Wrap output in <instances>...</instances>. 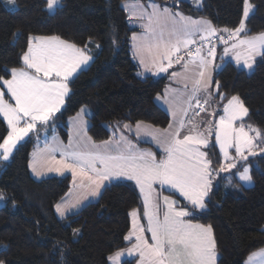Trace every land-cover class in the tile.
Wrapping results in <instances>:
<instances>
[{
  "label": "trees",
  "instance_id": "16d2710c",
  "mask_svg": "<svg viewBox=\"0 0 264 264\" xmlns=\"http://www.w3.org/2000/svg\"><path fill=\"white\" fill-rule=\"evenodd\" d=\"M122 1L61 0L50 13L45 9L47 0H14L15 8L6 7L0 0V76L7 79L10 72L6 74L5 68L22 66L21 55L32 35L59 36L86 46L92 56L88 67L72 78L60 112L47 126H38L35 133L20 142L9 160L0 158L3 264H108V254L129 244L124 239L130 227L129 212L141 205L137 187L131 181L107 183L94 201L60 219L54 206L70 188L71 178L50 175L35 179L28 169L37 134L46 129L49 133L55 126L66 140V120L82 106L91 110L87 133L97 142L111 135L109 127L113 124L142 121L155 127L168 125L170 118L154 101L167 85L168 75H137L130 52L134 28L129 26ZM156 1L186 15L205 17L217 29H233L242 18L243 0H202L198 8L188 0ZM249 2L254 8L246 20L247 32L264 31V0ZM212 77L219 82L220 93L227 98L238 95L244 102L249 112L242 122L264 132V56L256 57L251 72L229 60L222 62ZM212 89L214 99L209 109L213 111L216 106L220 113L226 99L221 101L216 95L215 83ZM5 130L6 123L0 117V134ZM213 139L204 150L218 167L221 158ZM247 162L253 184L241 186L236 169L221 172L206 200V209L197 211L193 218L211 225L217 264H243L247 254L264 247V153L249 156ZM120 264H134V260L123 259Z\"/></svg>",
  "mask_w": 264,
  "mask_h": 264
},
{
  "label": "snow or ice",
  "instance_id": "6c2138e0",
  "mask_svg": "<svg viewBox=\"0 0 264 264\" xmlns=\"http://www.w3.org/2000/svg\"><path fill=\"white\" fill-rule=\"evenodd\" d=\"M57 2L47 0V8L52 9ZM132 7L139 9V18L144 21L140 25L143 32L131 37L134 58H139L145 69L151 65L157 73H167L174 64L181 65L183 73L173 72L172 77L183 75L191 82L186 107L180 110L178 120L173 111V123L168 128L136 122V135L144 132L152 137L164 156L158 160L156 154L141 150L123 133L118 139L96 143L87 135L86 122L81 119L86 109H81L72 118L75 128L68 144L55 136L51 141L46 139L44 148L33 152L30 166L37 176L44 170L61 174L70 171L74 187L84 190L75 204L56 205L61 217L70 207L78 206L81 199L97 196L106 181L118 177L135 181L143 197V212L142 215L139 209L130 212L131 228L124 239L131 247L110 256L113 264H118L125 252L129 256L138 253L139 264H216L217 245L211 225L192 220L197 210L206 209L215 176L236 169L240 180H252L246 166L248 155H255L254 150L264 144V132L242 122L249 110L238 95L227 98L219 92L220 84L212 77L221 67L215 64L217 51L213 41L223 44L221 60L231 54L237 64L242 61L245 68L252 69L256 57L264 56V32L246 35V20L254 7L249 0H243L242 18L233 29H217L207 19H193L155 0L147 6ZM87 52L86 46L78 47L59 36H29L21 55L22 66L5 68L6 74L10 72L9 79L0 76V116L6 122L5 133L0 134V158L7 160L29 133L37 131L38 126H47L60 112L74 74L91 60ZM213 83L220 100H227L222 105V114L208 111ZM6 94H10L9 100L14 103L4 98ZM168 94L165 89L164 95ZM201 113L211 118L197 119ZM123 128L133 130L127 123ZM213 135L222 156L218 167H214L208 152L202 150ZM230 149L235 150V155L230 154ZM260 150L264 152V148ZM157 182L178 191L187 204L178 205L176 200L163 196L161 205L153 187ZM3 198L0 193V199ZM141 219H146V224ZM145 233L151 234V242ZM245 264H264V248L249 255Z\"/></svg>",
  "mask_w": 264,
  "mask_h": 264
},
{
  "label": "crops",
  "instance_id": "0c3cea01",
  "mask_svg": "<svg viewBox=\"0 0 264 264\" xmlns=\"http://www.w3.org/2000/svg\"><path fill=\"white\" fill-rule=\"evenodd\" d=\"M188 1L192 5H194L195 7L197 5H199L198 7H200L202 5L201 4L202 3V0H199L198 3L197 2L193 3V2H191V0H188ZM149 3L150 2H142V0H124V1L121 2V6H122V8H124V10L126 12V15L128 14L127 19L129 18L128 19L129 26H130V23H131L130 20H132V22H133V25L130 26V27H133L134 28L133 31H132V33H131V35H130V52H131L132 60H134V63L137 64V75H139L142 78L145 77V76H147V75H149V76H151L153 78H155L156 76L159 77V76L168 75L167 76V83H166L167 85L164 87V89L160 93H158L156 95V97L154 99L155 104L158 105L159 107H161L167 113L168 117L170 118L168 125L165 126V127H155V126H153L152 124H150L148 122L147 123L146 122H142V121H139V122H142L145 125H151L153 128L166 129V128H168V126H169L170 123H173V119H174L173 118V115H172L173 111H175L177 113V117H176L177 120L182 115V112L180 110L183 107H186L187 91H190V89H191V82H190V80H185L183 78V75L177 76L176 78H173L172 77V73L173 72L181 73V74L183 73V69H182V66L181 65H175L174 64L173 67L170 68L167 73H157L155 71V69L151 67V65H149V68L148 69H145L143 66H141L139 64V58H134V56H133V44H132L131 37H132V35L134 33L135 34H140V33L143 32V29L140 27V25L144 21L140 20V18H139V9L138 8L134 9L132 6L134 4H139V5L147 6ZM125 5H127L128 7H125ZM167 7L171 8L170 6H167ZM198 7H196V8H198ZM133 11H135L137 14L136 15H133L132 14ZM149 11H150V9H149ZM176 11H180V10H176ZM184 15H186V14H184ZM186 16H190L193 19H207V18L201 17V16L194 17V16H191L189 14H187ZM221 47L222 46L216 47L217 54H220L221 53V49H222ZM229 61H231V60H229ZM222 62H224V61L223 60H219L218 58H216V60H215V64H218L220 66L222 65ZM9 78H10V76H9ZM9 78H7V79H9ZM0 83H2V82H0ZM185 84H187V90L185 89ZM165 89H168L169 90L168 96H165L164 95ZM158 96L160 97L159 99H158ZM213 99H214V95H212L211 102H210V104L208 106V111L209 112H212V111H210L209 107L212 106L211 104H212ZM165 100H168V103H165ZM226 102H227V100L224 101V103H226ZM224 103H222V104H224ZM170 105H171V107H170ZM216 108L217 107L214 106L213 107V110H216ZM81 109H86V111L84 113H82L81 119L84 122H86V125H87L86 131H87V128H88V125H89V122L87 121V117L90 114L91 110H89L86 106H82V107L79 108V110H78L79 112H77V113H80L81 112ZM219 110H220V114H222V106H221V108ZM77 113L75 115H72V116L68 117V119L66 120V123H67V127H66L67 138H66V140H64L62 138L61 134L58 133V131L56 130V127L55 126H51L50 127L51 131L49 133H47V129L46 130L44 129L45 131L44 132H41L40 134L38 133L37 134L38 135L37 137H39V140H37L38 141V143H37L38 145L36 144L37 146L35 145L32 148V151L30 152V156H29V161H28V169H30V173H31L32 177L35 178V179H37V178H45V177H48L50 175H52V176H58V177L59 176H68L69 178H71L70 188L60 198V200H58V202L54 206V213H56L57 217L60 218V219L61 218H64V217L66 218L67 216L72 215V213H75L76 211H78L79 209H81L83 207V205H85L86 203L91 202V201H94V199H96L98 197V195L101 193V191L104 189L105 185L107 183H109V181H106L105 182V185L101 188V191H100V193L97 196H91V195H89L87 197V199H81V202H80V204L78 206L70 207L66 211L64 217H61L59 215V213H57V211H56V205L58 203H66L69 206L75 204L76 200L80 199L83 196L84 190L83 189H80L78 187H74V185H73V179H72V175H71V172L70 171H65L63 174H61V173H57V172H54V171H51L50 172V171L44 170L43 171V174L42 175H39V176H37L32 171V168L30 166V164L32 162V159H33L32 154H33L34 151H39V150H42L44 148V146H45V140L46 139L48 141H51L52 138H53V136H55V137L58 138L59 141H62L65 145L68 144L69 135L74 131V128H75V124H74V121H73L72 118L76 117L77 116ZM210 118L211 117L208 116L207 114L201 113L200 114V117H198L197 119H210ZM217 119H218V117H217ZM124 124H126V123H124ZM131 125L133 126V130L131 132H129L127 129H124L123 128V125L113 124V126L109 127V131L111 132V135L107 139H103V141L108 140L110 138H116V139H118L119 138V135L121 133H123L128 139H130L134 144H136L138 146V148H140L141 150L151 151L154 154H156V157H157L158 160L161 159L164 156V153H163L162 149H160L158 147V145L155 143V141L152 139V137L148 136L144 132H141V134L139 136H137L136 133H135V125H136V122H135V124H131ZM237 126H239L238 123H237ZM113 130H116L115 131V137H113ZM87 135L89 136L88 133H87ZM212 138H214L213 140L215 141V137L213 136ZM95 142L96 143H100L102 141H98V142L95 141ZM143 144H145V145H143ZM214 144L216 145L217 149H219V146L215 142H214ZM202 150L203 151H206V150H204V148H202ZM230 154L231 155H235V150L234 149H230ZM219 155H220V158L222 159V156L220 154V150H219ZM57 159H59V155L58 154H57ZM218 176H220V174ZM218 176H215L214 177L213 184L214 183H217L216 180H217ZM236 178H237V181L239 182V184L241 186H244L245 185L240 180V178H239L238 175L236 176ZM116 181H131L135 185V187H137L138 195L141 198V205H140V207L138 209L140 210L141 215H142V212H143V197H142V194L139 191V187L136 185L135 181L130 180L127 177H118V178H114L110 182H116ZM247 183H250V182H246V184ZM213 184H212V187H213ZM153 187L155 189V194H158L159 197H160V201L159 202L161 203V205L163 204V196H169L171 199L176 200L178 205H183V203H187V201L184 200V198L179 194L178 191H176L175 189H172L171 187H169L167 185L161 186L157 182L156 184H154ZM235 189L238 191L239 188H236L235 187ZM177 198H179L181 200V202H179V200ZM197 211H199V210H197ZM130 212H129V214H130ZM131 220H132V218L129 215V221H130L129 230L131 228ZM141 221H143L146 224V219H141ZM192 222L193 223H198V224H202V225L208 226V224L206 225V224H203V223H199L197 221H194V220H192ZM129 230L127 231V233L129 232ZM212 233H213V230H212ZM146 234H147V237L149 238V242H150L151 241L150 240L151 234L150 233H146ZM127 243H129V242H127ZM130 246H131V244L129 243L128 246H126V247L124 246V247L119 248L118 250L110 253L111 255L108 254V262L110 261L109 260V257L110 256H112L113 254H115L117 251H120V250L129 248ZM262 248H264V247L257 248L255 250H253L252 252H250L249 254H247L246 257L244 258V263L243 264H245V261L248 259L249 255H251L254 252H258ZM130 258H132L134 260V264H135V261H136V258L137 257L134 256V255L133 256L132 255L131 256H125V255H123L120 258V261L118 262V264H120L123 259H130Z\"/></svg>",
  "mask_w": 264,
  "mask_h": 264
},
{
  "label": "rangeland",
  "instance_id": "374dc122",
  "mask_svg": "<svg viewBox=\"0 0 264 264\" xmlns=\"http://www.w3.org/2000/svg\"><path fill=\"white\" fill-rule=\"evenodd\" d=\"M60 1L61 0H58V2H57V4L52 8V9H48L47 8V4H46V6H45V9L47 10V11H49L50 13H52L53 12V10L57 7V6H59L61 3H60ZM178 0H168V2H172V3H175V2H177ZM184 1H186V0H184ZM2 2L5 4V6L6 7H8V8H15L16 7V2H14V0H2ZM143 2V1H142ZM146 2H151V0H147ZM155 2L156 3H158V4H160V5H162V6H165V5H163V4H161V3H159V2H157L156 0H155ZM191 2H193V3H195L196 2V0H191ZM192 5V4H191ZM167 6V5H166ZM194 8H196V7H198L199 5H197L196 7L194 6V5H192ZM172 9H173V11H176V10H179L178 8H173V7H171ZM254 8V7H253ZM253 11V9L250 11V13ZM127 17H128V14H127ZM133 18V17H132ZM129 19V18H128ZM131 25H133V22H132V20H131V23H130V26ZM246 28H247V25H246ZM247 30H248V28H247ZM261 32H264V31H258V32H255V33H248V32H246V35H248V36H252V35H257V34H259V33H261ZM42 36H52V35H42ZM56 36V35H55ZM78 46V45H77ZM78 47H80V46H78ZM222 49H221V53L220 54H217V57L216 58H218L219 60H221V55H222V53H223V45H222V47H221ZM87 54L91 57V59H92V56H91V54H89L88 52H87ZM258 57V56H257ZM227 60H231V62L233 63V64H235L238 68H242L243 70H246L247 72H251L252 70H253V67H254V65H253V67H252V69H247V68H245L244 66H243V62L241 61V63L240 64H237L236 63V61H235V58H234V56L233 55H228V56H224L223 57V61L225 62V61H227ZM91 62V60L86 64V65H83L82 67H81V69H84V68H87L88 67V64ZM255 64V63H254ZM81 69H78V71L79 70H81ZM77 71V72H78ZM77 73H75L74 75H76ZM157 77V76H156ZM155 77V78H156ZM9 95L10 94H6L5 95V99L6 100H9ZM67 98V96L65 97V99ZM65 101L66 100H64V103H65ZM9 102L10 103H14V100H9ZM64 105V104H63ZM62 105V106H63ZM62 106H61V108H62ZM0 117H2V116H0ZM3 118V117H2ZM6 123V122H5ZM254 128H257L256 126L254 127ZM33 133H35V132H32V133H29V135L28 136H30V134H33ZM27 136V137H28ZM36 136V135H35ZM214 136V135H213ZM27 137H25V138H27ZM24 138V139H25ZM36 138H38V140H39V137H36ZM24 141V140H23ZM22 142V141H21ZM38 143V141H36L35 140V143H34V145L33 146H35L36 144ZM212 144V142H211V140H210V143H209V146ZM38 145V144H37ZM36 145V146H37ZM261 148H264V144H259V146L257 147V149H255L254 151L256 152V154L257 155H260V154H263L264 152H261ZM255 154V155H256ZM249 156H254V155H249ZM248 156V157H249ZM10 157H11V155H10ZM9 157V158H10ZM9 158L7 159V160H9ZM246 166H248L249 167V169H250V163L249 162H247V164H246ZM240 171H242V170H240ZM251 171V170H250ZM242 181V180H241ZM245 185V187H249L250 185H252L253 184V182H252V180L250 181V183H247L246 184V182H244V181H242ZM2 203H3V199H0V206L2 205ZM141 223H144L143 221H141ZM264 226V225H263ZM145 235L147 236V234L145 233ZM134 242V241H133ZM151 242V241H150ZM131 247V246H130ZM127 249V248H126ZM123 250H125V249H123ZM111 255V254H110ZM125 256H129L128 254H127V252H125V254H124ZM136 256L137 258H136V261H135V264H139V254L138 253H133L132 254V256ZM108 264H113V261H109L108 262ZM216 264H217V262H216Z\"/></svg>",
  "mask_w": 264,
  "mask_h": 264
},
{
  "label": "built area",
  "instance_id": "2783aa9c",
  "mask_svg": "<svg viewBox=\"0 0 264 264\" xmlns=\"http://www.w3.org/2000/svg\"><path fill=\"white\" fill-rule=\"evenodd\" d=\"M213 43H215V44H221V42H219L218 40H214Z\"/></svg>",
  "mask_w": 264,
  "mask_h": 264
},
{
  "label": "bare ground",
  "instance_id": "6f19581e",
  "mask_svg": "<svg viewBox=\"0 0 264 264\" xmlns=\"http://www.w3.org/2000/svg\"><path fill=\"white\" fill-rule=\"evenodd\" d=\"M226 35V34H225Z\"/></svg>",
  "mask_w": 264,
  "mask_h": 264
}]
</instances>
